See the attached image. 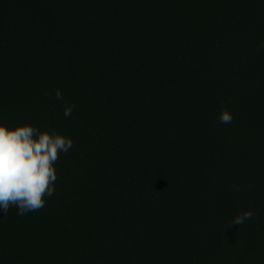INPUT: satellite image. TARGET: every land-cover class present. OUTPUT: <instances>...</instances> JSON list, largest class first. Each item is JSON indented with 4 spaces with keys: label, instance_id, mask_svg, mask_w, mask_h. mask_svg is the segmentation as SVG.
I'll return each instance as SVG.
<instances>
[{
    "label": "trees",
    "instance_id": "1",
    "mask_svg": "<svg viewBox=\"0 0 264 264\" xmlns=\"http://www.w3.org/2000/svg\"><path fill=\"white\" fill-rule=\"evenodd\" d=\"M262 40L264 0H0V124L73 141L0 264H264Z\"/></svg>",
    "mask_w": 264,
    "mask_h": 264
},
{
    "label": "clouds",
    "instance_id": "2",
    "mask_svg": "<svg viewBox=\"0 0 264 264\" xmlns=\"http://www.w3.org/2000/svg\"><path fill=\"white\" fill-rule=\"evenodd\" d=\"M264 49V40L257 50ZM55 97L63 101V93L56 89ZM75 105L66 104L64 116L70 117ZM233 114L225 107L218 122L229 124ZM73 146L70 137L58 134L54 129L40 131L31 124L14 129L0 124V210L7 213L16 207L18 215L39 211L45 206V196L54 194L57 172L53 167L60 153H67ZM239 191V185H233ZM254 218L252 210L243 211L233 217L229 225H244Z\"/></svg>",
    "mask_w": 264,
    "mask_h": 264
}]
</instances>
